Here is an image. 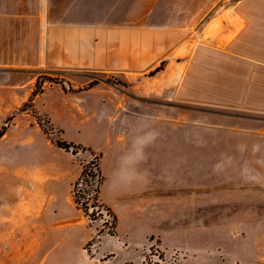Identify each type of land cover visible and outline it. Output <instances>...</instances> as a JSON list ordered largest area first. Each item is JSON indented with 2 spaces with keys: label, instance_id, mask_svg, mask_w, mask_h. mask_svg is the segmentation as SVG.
<instances>
[{
  "label": "rangeland",
  "instance_id": "1",
  "mask_svg": "<svg viewBox=\"0 0 264 264\" xmlns=\"http://www.w3.org/2000/svg\"><path fill=\"white\" fill-rule=\"evenodd\" d=\"M45 8L0 47V264H264V0H157L166 49Z\"/></svg>",
  "mask_w": 264,
  "mask_h": 264
},
{
  "label": "crops",
  "instance_id": "2",
  "mask_svg": "<svg viewBox=\"0 0 264 264\" xmlns=\"http://www.w3.org/2000/svg\"><path fill=\"white\" fill-rule=\"evenodd\" d=\"M39 2L43 7L46 6L45 13L47 15L64 14L62 16L66 17H62L60 21L62 25H68V29L73 28L76 31H113L118 29L122 30L124 34L125 25L130 24L133 38L128 39L127 42L123 38V43L138 46L141 45V39L144 38V41L152 46H155L156 42L160 40L161 42L157 44L162 48L165 47L164 49L167 48V43L162 41L164 37L157 39L155 35H151L152 32L149 28L141 27V23L150 21L151 16L164 13V11H157V0H38ZM18 3L19 5L15 6L14 0H0V47L13 46L14 39L21 41L16 43L17 45H22L24 40H28V0H19ZM58 6L60 10L59 8L54 10ZM50 9H53V12ZM23 23L25 27H23ZM62 25L60 28L65 27ZM244 33L243 31L240 35L243 36ZM248 48L250 46L246 45L245 54L235 55V57L242 58L252 69L264 72V55H252ZM165 58L161 56L154 60L157 64ZM138 74H142L141 71H135L134 77ZM261 109L263 110V107ZM127 143V140L108 141L107 150L116 152L117 148L126 149ZM117 164H119L118 160Z\"/></svg>",
  "mask_w": 264,
  "mask_h": 264
},
{
  "label": "trees",
  "instance_id": "3",
  "mask_svg": "<svg viewBox=\"0 0 264 264\" xmlns=\"http://www.w3.org/2000/svg\"><path fill=\"white\" fill-rule=\"evenodd\" d=\"M86 175H87V173L84 171V173H83V176H82V179L84 178V176L86 177ZM92 178H94V179H96V180H99V171H98V169L97 170H95V172H94V174H93V176H92ZM85 180H82V182H84ZM85 183H87V185L89 184V182L88 181H86ZM95 184V183H94ZM77 188V187H76ZM97 187H96V193H97ZM82 191V190H81ZM76 195V194H75ZM80 198V197H79ZM152 264H160V263H158V262H153V261H150Z\"/></svg>",
  "mask_w": 264,
  "mask_h": 264
}]
</instances>
